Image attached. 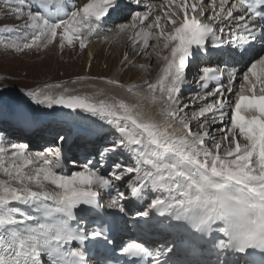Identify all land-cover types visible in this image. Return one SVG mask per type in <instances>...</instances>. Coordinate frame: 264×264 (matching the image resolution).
Returning <instances> with one entry per match:
<instances>
[{
	"label": "snow or ice",
	"instance_id": "1",
	"mask_svg": "<svg viewBox=\"0 0 264 264\" xmlns=\"http://www.w3.org/2000/svg\"><path fill=\"white\" fill-rule=\"evenodd\" d=\"M134 2L139 5L141 0ZM119 7L120 0H85L79 6L68 0H0L6 16L22 20L0 31L25 32L3 47L23 52L78 45L84 50ZM145 8L117 25L114 35L128 33L132 46L139 45L138 55L152 48L163 62L155 80L122 84L115 78H76L124 89L134 103L102 88L77 93L61 83L21 90L35 105L82 110L118 135L99 151V160L86 158L70 175L62 147L29 153L24 144H0V264H90L89 245H113L109 237L115 221L101 215L103 195L111 197L107 208L123 215L133 211V200L117 184L125 179L130 197L143 208L135 210L136 217H167L200 239L212 238L215 249L239 256L232 261L217 256L213 264H256L246 258L257 253L264 264V0H162ZM225 36L240 49L235 55L248 61L239 90L234 87L237 69L199 68L195 83L203 95L191 98V105L199 106L188 116L191 105L180 99L188 72L198 67L209 43L219 48ZM121 64L145 69L127 52ZM224 71L227 86L221 82ZM210 82L215 87L207 91ZM140 87L146 92L135 91ZM145 104L155 111H147ZM18 118L30 120L26 111ZM218 122L222 127L216 129L217 140L212 128ZM59 140L63 144L65 137ZM120 149L134 163L126 165L121 158L102 173L109 154ZM82 213L99 217L92 221L96 226L88 228ZM173 247L152 248L130 238L119 246V256L113 246L102 264H170Z\"/></svg>",
	"mask_w": 264,
	"mask_h": 264
},
{
	"label": "rangeland",
	"instance_id": "2",
	"mask_svg": "<svg viewBox=\"0 0 264 264\" xmlns=\"http://www.w3.org/2000/svg\"><path fill=\"white\" fill-rule=\"evenodd\" d=\"M143 1L148 2V0H143ZM68 2L69 4H76L77 6H79L80 4L84 3L85 0H68ZM127 2L128 3L125 6H127L128 9L130 8V11L128 13L133 14L135 12L134 10L137 7H139V5H137L133 0H127ZM161 2L162 0H160V3ZM124 4L125 3L122 2L123 6ZM137 10L138 12H143L146 9L139 8ZM25 11H27V9H25ZM158 13L160 12L157 11L155 14L157 15ZM112 16L113 13L110 14V17ZM128 18L129 16L126 17L124 16L123 18H121L120 20H124L121 23L117 21H113L112 24H109L110 27L104 30V33L110 35L113 34V31L114 29H116V26L118 24L128 23L131 21V17L129 19ZM21 23L22 20H18L14 16H6L5 12L3 10H0V29H2L3 26L5 25H18ZM24 35L25 32L23 30L18 32H12L11 34L0 31V114H1L0 123H2L3 126H5L4 130L0 131V136H5L10 130L11 131L15 130V132L18 133L19 131H16V126L24 124L19 120L18 113L21 111H29L31 109H34L31 106V104L33 103L30 100V98L25 96L24 92H22L21 90L26 91L28 89H33L37 86H41L44 84L61 83L64 86L69 82H73L79 76L115 78L118 74L122 78V84H125L127 82L126 79L127 76H130V73L132 74L133 71L135 70L138 72L137 73L138 75L134 74V76L132 77L133 80H135L136 78L138 79L144 78V74H143L144 71L142 73V70L136 67L125 68L121 64L124 54L126 52L128 53L126 48L121 47L122 40L124 37L126 38V41L129 42L126 36L128 35V33L122 35L121 36L122 39L121 37H114L113 38L114 48L111 50L109 49L108 46L110 44H107V46H105L104 44L101 43L100 46H97L96 54L94 55V57L90 59V61L88 60V56H87V48L84 50H80L78 45L75 48L66 47L64 50H60L58 47L50 46L47 49L38 50L33 48L31 50H24L23 52H16L12 49H7L3 47V42L11 41V40H20ZM99 35L102 37L104 36L102 32H100ZM97 38L100 37L98 36ZM150 43L154 44V41ZM90 44L92 43L89 42L88 45ZM51 47L52 49H50ZM116 47L119 50V52L122 51L121 56H119V58H117V54L115 51ZM135 49H137L136 54L129 55L128 53L129 59L134 61L135 65L144 64L145 69L146 68L149 69L151 73L150 78L152 80H155L157 73L159 71H155L154 60L152 59V57H154L155 55L152 54L151 47L147 49V52L149 51L151 52V53L149 52L150 54L146 52L145 54L138 55V52L140 51L138 44L135 47L132 46V50L135 51ZM141 74H143V76H141ZM189 75L190 77L193 76L192 70L190 71ZM133 80L130 81V83L134 82ZM96 81H100V80H96ZM187 93H184V95H182L181 101L184 104H190V105H191V98L196 96L198 93L201 94L199 89H197L194 92H187ZM198 106L199 105H191L188 109H186L187 115L191 116L193 111L198 110ZM41 109L44 110V108L42 107ZM40 113H42V111ZM11 115L13 116L11 117ZM46 118H47V122H45V124H42L41 122V126L37 127L38 129L33 128L35 129L34 131L38 133L35 134L34 136H29L30 139L27 140L28 142L32 141L35 144V148L28 149L27 147V152L37 153V152H43L46 147L47 148L52 147L51 149L54 150L55 149L54 146L56 147L63 146V144H61L59 140V137L64 136L66 139L69 134L68 130L70 126L68 125L66 126L65 124H63L60 120H58L57 117L52 118L53 120H51L50 117L48 116H46ZM13 122L16 123L14 124ZM194 124L195 122H193V127H195ZM1 127L2 126H0V129ZM219 127H222V125H220L218 122L212 128V133L213 135H215L217 140L220 139L219 134L216 132V129ZM28 131L29 130H21L20 132L24 133ZM28 142L26 141V143ZM48 143H52V144L49 145ZM63 143L65 144V141ZM14 144H17V142L16 143L14 142ZM68 145L69 144H66L63 147L67 148ZM3 146L10 147L11 145L7 143ZM64 156H65L64 157L65 165L67 166L66 171L69 175L71 174L72 171L80 170V165L85 163L86 158L93 159L94 161L99 160V155H97L96 152L90 154L86 158H74V156L71 157L69 154H67V152L66 155L64 153ZM127 159L128 160L124 161V163L126 165L131 166L134 163V161L131 159V156H129ZM113 163H115V161L108 162L106 167L102 169V173L106 174L107 172L111 171V165ZM75 164H79V167L75 166ZM97 166L99 167V165ZM0 178H4V177L0 176ZM117 184L120 185L122 191H125L126 195L129 196V199L133 200L130 197V194L127 192V189L124 187V185L127 184V179H125L123 182H117ZM140 206L137 205V203L134 204V200H133V204L129 205V207L133 208V211H131V213L134 212L135 208L136 210L142 211V208ZM128 219L129 218L127 217L125 218L126 221H128Z\"/></svg>",
	"mask_w": 264,
	"mask_h": 264
},
{
	"label": "bare ground",
	"instance_id": "3",
	"mask_svg": "<svg viewBox=\"0 0 264 264\" xmlns=\"http://www.w3.org/2000/svg\"><path fill=\"white\" fill-rule=\"evenodd\" d=\"M122 2L125 3L124 6L122 5ZM127 3H128L127 0H120V7L116 11L111 12V13H113V16L112 17H110V15L107 17V19L105 20V22L103 24V30L101 31L102 34H104L103 37L98 34V35H95V36H93L91 38L90 42L92 44L88 45V47H87V56H88V60L89 61H90V59L92 57H94V55L96 54L97 46H100L101 43L104 44L105 46H107V44H110V45H108L110 50L114 48V45H113V40L114 39L113 38L116 37L114 35L115 32H116V29H114L113 34H111V35L110 34H105L104 33V30H106V28L110 27L109 24H112L113 21H117V22L121 23L124 20H120V19L123 18L124 16L125 17L126 16H129V18L132 16V14H129L128 13L130 11V8L128 9V7L125 6ZM147 4H156V5H158V4H160V0H148V2L141 0V3L139 4V7H137L134 11L135 12L136 11L138 12L137 9H139V8L146 9L145 6ZM157 15H161V13H158ZM118 25H120V24H118ZM98 36L100 38H97ZM126 36L128 37V35H126ZM105 37H108V39L106 40ZM119 37H121V36H119ZM121 39H122V37H121ZM154 44H155V41H154ZM121 47L122 48L123 47L126 48V50L128 51L129 55H133V54H136L137 53V49H135V51H133L132 50V44L130 42H127L125 37L122 40ZM50 49H52V47ZM151 50H152V48H151ZM115 51H116V54H117V58H119V56H121V52L122 51L119 52V50L117 49V47L115 48ZM149 52H147V53H149ZM213 55H216V53L215 52H210V50H208L207 54H201V56L198 58V60H197L198 67L191 69L192 70V73H193V76L191 75L192 77H190V75H189L191 70L188 72L187 80H186V83H185V85L183 87V93H181L180 99H181L182 95H184V93L194 92L197 89H199L200 93L203 95V92H201L200 88L195 83V79L198 78V74H199L198 73V69L199 68H202V67H205V66L212 67L213 65H216V66H219L220 65V64H217V62L213 59V57H212ZM152 59L154 60L155 71H159V69H160V67H161V65H162L163 62L161 60H159L158 58H156V56L152 57ZM220 59H222V57ZM220 69L221 70H225L227 68H224L223 67V68H220ZM143 71H144V73H143ZM137 73L138 72L136 70L133 71L132 74L130 73V76H127V78H126L127 79V82L125 84H140L145 79H147V80L151 79L150 78L151 77V73H150L149 69H147V68L144 69V70H142V73L144 74V78H142V79L141 78H139V79L138 78H136V79L134 78L135 80H133L132 77L134 76V74H137ZM143 74H141V76H143ZM226 74H227V71H224V75H226ZM242 75H243V73L240 74L239 76H237L238 78L234 81V87L236 88V90H239V85H240V82H241L240 81V77H242ZM115 79H118L122 83V78H121L120 75L117 74V76L115 77ZM132 80L134 82L130 83V81H132ZM221 82L225 86H227L228 85V76L222 77ZM89 83H95L96 84V88H88V87H86V85L89 84ZM42 86L43 85H41L40 87H42ZM64 87H67V88H70V89H75V91L77 93H80V92H95L97 89H101L102 88V89H104L106 91V93H110V94L116 95L118 97L125 98L129 102H133V103L135 102V100L131 97V94L127 93L124 89L117 88V87L111 86V85H107L104 82H100V81H76V83L69 82L68 84L64 85ZM214 87H215V82H210V87L207 89V91H212V89ZM209 89H211V90H209ZM56 91H59V89H57ZM135 91L136 92H140V93H144V92H146V87L137 88V89H135ZM187 94H189V93H187ZM31 106L32 107H40L41 106L42 108H44V110H43L44 112H54V113H58L64 119H66L67 113L71 114L69 116V118L74 119V121L70 123V127L71 128L68 130V132L70 134L69 137L70 136L71 137L69 139L68 136H67V138L65 139V144L63 143V146H65L66 144H69L70 145V142L73 141V142H71V144L73 143V146H75V149H73V150H75L74 151L75 153L73 151L71 153H68V154H70L71 157L74 156V158H86L90 154L96 152V148H93L95 150L92 151V149L90 150V148L88 149L87 147H85V143H87L88 141H90V140H88V137H92V138L95 137L96 142L101 139L99 137L100 135H98V134L100 132H102L104 129H106L105 126H107V125H104V123L102 121H99L97 118L92 117L90 114L85 113V112H83L82 110H79V109H77V110H71L70 109V111H68V109H64V110L61 111V110L57 109V106H59V105L53 106V108H51V109H49V108H47L46 106H43V105L38 106V105H35V104L34 105L31 104ZM144 108L147 111H151V112H154L155 111L148 104H145L144 105ZM64 115L66 117H64ZM35 116H36L35 113L29 114V117H30L29 122L26 123V124H24L23 126H20V128L19 127H16V131H19L18 133H16L15 130H12V131L10 130L5 136H0V144L5 145V144L9 143L11 145V144H14V142L15 143L17 142V144H24V145H26L28 147V149H34L35 148V144L32 141L28 142L27 139H30L29 136H34L35 134H37V132L34 131L35 129L30 130L28 132H24V133L23 132H20V131L23 128H25L26 126H29V128H31V125L32 124H33L32 125L33 127H36L37 128V126L34 124V123H37V122H35L34 119H33V117H35ZM158 118L159 117H157V119ZM78 119H83V120L85 119V120H84L83 123H78L77 122ZM37 125H40V124L37 123ZM0 126H2L1 129H0V131L4 130V127L5 126H3L2 123H0ZM80 126H82V127H80ZM194 126L196 127V124H194ZM195 127H194V129H195ZM72 133H73V135H72ZM117 135L118 134L116 133V136ZM26 141L28 143H26ZM241 142H243V141H241ZM98 143H100V142H98ZM48 144L50 145L52 143H48ZM89 144L95 145L96 143L93 142V140H92V141L89 142ZM55 145H56V143H55ZM63 146H62V148L64 149ZM54 148H56V146H54ZM77 148L82 149V151L86 155H83V156H80L79 157L80 154H76V152L78 151ZM120 150H123V149H120ZM97 155H98V153H97ZM125 155H128V156L126 158H123V157H125ZM129 156H130V154L124 151V154L121 155V158L126 161V160H128L127 158ZM71 159H73V158H71ZM75 166L79 167V164H75ZM66 167L67 166L65 165V169H66ZM110 199H111L110 195L104 194L103 195V199H102V202H103L102 204L105 206V209H107V211H112V212H115L116 213L117 211L115 209H109V208H107V205L110 202ZM132 199L134 200V204L137 203V205H139V206L141 205L138 200H135V198H132ZM140 207L142 208V206H140ZM135 210H136V208L134 209L133 214L130 215L129 223H131V224L134 223V222H138L139 221V218L135 216ZM142 210H143V208H142ZM85 216L88 217L87 222H90L92 220V218H93V215H90V213L85 214Z\"/></svg>",
	"mask_w": 264,
	"mask_h": 264
}]
</instances>
